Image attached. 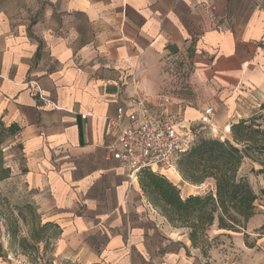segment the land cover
I'll return each instance as SVG.
<instances>
[{"label":"crops","instance_id":"1","mask_svg":"<svg viewBox=\"0 0 264 264\" xmlns=\"http://www.w3.org/2000/svg\"><path fill=\"white\" fill-rule=\"evenodd\" d=\"M145 95L194 128L211 108L210 138L233 142L252 117L264 129V0H0V121L19 128L11 175L60 230L53 264H264L262 175H242L258 196L244 229L215 224L193 246L110 157L108 119L123 107L127 125ZM18 256L0 244V264H29Z\"/></svg>","mask_w":264,"mask_h":264},{"label":"trees","instance_id":"2","mask_svg":"<svg viewBox=\"0 0 264 264\" xmlns=\"http://www.w3.org/2000/svg\"><path fill=\"white\" fill-rule=\"evenodd\" d=\"M257 119L252 117L233 124V142L201 138L177 160V170L184 182L201 185L211 180L214 191L183 197L179 188L165 176L150 169L138 173L140 188L150 204L172 227L186 229L193 246L207 245L208 231L213 225L222 230L238 231L244 229L254 215L258 196L239 170L243 161L249 159L260 166L258 170L251 171L264 177V129L256 123ZM18 132L16 125L6 126L0 121V182L11 176V169L4 165L1 145ZM28 208L33 215V227L29 237L21 238L19 243L30 245L35 252L42 243L46 250L49 228L54 230L53 238L59 235L60 230L55 225L41 223L37 210L32 206ZM25 220L22 215V221Z\"/></svg>","mask_w":264,"mask_h":264},{"label":"built area","instance_id":"3","mask_svg":"<svg viewBox=\"0 0 264 264\" xmlns=\"http://www.w3.org/2000/svg\"><path fill=\"white\" fill-rule=\"evenodd\" d=\"M148 102L153 104V108ZM171 107L172 100L167 95H145L130 105L127 125L123 124V107L108 119L110 129L118 131L116 143L108 148L110 157L126 171L130 183L137 180L140 171H154L186 153L198 135L210 128L211 108L204 110L201 125L194 128L174 115Z\"/></svg>","mask_w":264,"mask_h":264},{"label":"rangeland","instance_id":"4","mask_svg":"<svg viewBox=\"0 0 264 264\" xmlns=\"http://www.w3.org/2000/svg\"><path fill=\"white\" fill-rule=\"evenodd\" d=\"M201 138L210 137L203 132L198 135L197 140ZM1 149L4 165L10 169L12 168L13 170L17 168L20 169V149L13 138H7L1 145ZM179 157L180 156H176L170 160L168 164L160 166L156 173L165 176L170 182L176 185L183 196V192L186 193L189 186L184 188L185 185L183 184V180V182H177L176 179H174L176 172L179 174L177 170V160ZM249 169L250 167L248 164H244L240 174H255ZM187 184L192 185L189 183ZM189 191L195 192L200 190L192 188ZM203 192H206V190ZM28 206H32L33 210L36 209L31 201L30 192L25 187L18 172L17 174L11 175L9 179H5L0 182V244H2L12 254V256L16 258L19 257L18 255H21V257L24 256L26 258L25 260L28 261L29 264H50V262L54 260L52 252L54 230L50 228L48 230L47 235L49 236V245L46 250H44V245H42V250L38 245V252H35L30 245H22L19 243L21 238L29 237L30 231L33 227V215ZM20 214L25 217V222L22 221V215Z\"/></svg>","mask_w":264,"mask_h":264}]
</instances>
